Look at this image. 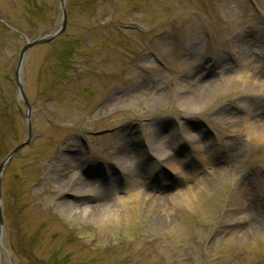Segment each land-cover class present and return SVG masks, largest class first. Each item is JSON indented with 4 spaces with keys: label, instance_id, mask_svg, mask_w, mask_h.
<instances>
[{
    "label": "rangeland",
    "instance_id": "1",
    "mask_svg": "<svg viewBox=\"0 0 264 264\" xmlns=\"http://www.w3.org/2000/svg\"><path fill=\"white\" fill-rule=\"evenodd\" d=\"M64 7L19 71L32 135L3 168L0 264H264V0ZM61 25L59 0H0V163L27 138L19 52Z\"/></svg>",
    "mask_w": 264,
    "mask_h": 264
},
{
    "label": "bare ground",
    "instance_id": "2",
    "mask_svg": "<svg viewBox=\"0 0 264 264\" xmlns=\"http://www.w3.org/2000/svg\"><path fill=\"white\" fill-rule=\"evenodd\" d=\"M159 139L155 138V137H149L146 139L145 142V147H148L151 144H156L159 143ZM146 152H149L151 155L154 154H159L160 151L156 150V149H147ZM142 153V151H141ZM144 156L142 154H139V158L137 160V162H139L141 159L143 160ZM142 162V161H141ZM72 163H74L72 161ZM108 167L113 171V173L116 172V170L114 169V166L116 167V165H128V167L130 169L128 170H132L135 167V163L131 160L130 155H128V148L126 145L124 146H120L113 154H111L110 157H108V160L106 161ZM140 163V162H139ZM162 162H156L157 165L161 166ZM173 161H168L167 164L168 165H173ZM206 165V169L205 172L207 174H213L215 173V169L213 168L212 164H205ZM137 178V174H135L133 177L130 176V179H128V184H130V186H132V184L135 182V179ZM95 185L96 182L93 181V178H90L88 181L86 179H80L78 178L77 181L73 184V192L76 196L78 197H91V198H96L99 197L97 194L95 193V191H93V189L95 190ZM142 195V194H141ZM133 196H129V200L132 199ZM137 196H135L136 198ZM81 198V199H82ZM138 198V197H137ZM142 200L145 198L144 195L141 196ZM85 199V198H84ZM118 203H125V200L119 199ZM56 207L58 208H68L69 206L65 205L64 203H61L60 205H56ZM87 210H89V212L91 214L96 213V214H101L104 210H106L107 205H97L95 207H90L87 206L86 207Z\"/></svg>",
    "mask_w": 264,
    "mask_h": 264
},
{
    "label": "water",
    "instance_id": "3",
    "mask_svg": "<svg viewBox=\"0 0 264 264\" xmlns=\"http://www.w3.org/2000/svg\"><path fill=\"white\" fill-rule=\"evenodd\" d=\"M59 4L62 10V25L60 28H58L55 32H53L50 35H45L44 37L32 40L30 42H27L20 50L19 55H18V60H17V64H16V68H15V73H14V79H15V83L17 85L18 88V94L19 97L22 99L24 107H25V118H26V122H27V138L24 142L20 143L17 147H15L0 163V188H1V178H2V173H3V168L6 164H8L10 162V160L13 158V156L23 147L27 146L30 141H31V135H32V127L30 124V106L28 103V100L26 98V95L24 94V91L22 89L21 83H20V79H19V71L21 69V65H22V60H23V56L25 54V52L32 48L33 46L39 45V44H44V43H48L50 41H52L53 39H55L57 36H59L61 33H63L65 26H66V12H65V0H59ZM0 201H1V197H0ZM2 225V213H1V207H0V228Z\"/></svg>",
    "mask_w": 264,
    "mask_h": 264
}]
</instances>
